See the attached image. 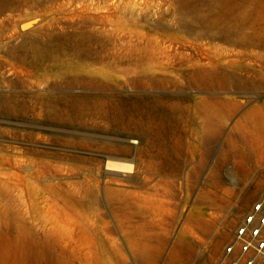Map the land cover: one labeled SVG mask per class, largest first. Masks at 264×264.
<instances>
[{
	"label": "bare ground",
	"instance_id": "bare-ground-1",
	"mask_svg": "<svg viewBox=\"0 0 264 264\" xmlns=\"http://www.w3.org/2000/svg\"><path fill=\"white\" fill-rule=\"evenodd\" d=\"M35 4L42 8L26 11L18 26L22 13L13 11ZM34 12L44 18L37 26L27 16ZM259 88L264 0H0V115L27 122L0 127V135L17 139H0V264H73L69 257L84 252L93 263L104 248L121 264L124 247L107 222L108 239H98L89 222L76 236L73 226L91 221L84 209L106 221L108 206L123 225L135 224L125 208L138 191L111 183L134 170V149L150 175L163 157L172 171L170 150L197 130L198 119L207 144L238 116L232 132L249 127L263 152L264 105L240 113L246 92ZM41 122L122 136L44 133ZM42 139L99 153L35 143ZM134 251L150 262L156 254Z\"/></svg>",
	"mask_w": 264,
	"mask_h": 264
},
{
	"label": "rangeland",
	"instance_id": "rangeland-1",
	"mask_svg": "<svg viewBox=\"0 0 264 264\" xmlns=\"http://www.w3.org/2000/svg\"><path fill=\"white\" fill-rule=\"evenodd\" d=\"M46 4L49 3L46 2ZM41 8L42 6L37 4L23 5L20 10L13 11L22 13L17 22L18 26L26 17V11H38ZM27 16L36 19V26L44 19L35 12ZM165 91L167 93L181 91L194 95L203 92L202 89ZM121 92L131 94L135 91L123 89ZM148 92L154 93V91ZM244 98L246 101L242 103L240 113L254 106H263L264 90L251 89L246 92ZM198 120L197 130L183 135L184 144L182 142L180 146L170 150L174 156L172 171L167 167L168 159L163 157L158 164L157 173L150 175L147 168L145 169L146 163L137 157L138 151L134 149L131 156L136 157L134 170L132 172L123 171L121 183H111L114 188L138 191L137 194H129V201L125 208L127 219L134 220L135 224L130 227L123 225L121 218L108 206L110 217L106 221L100 212L86 207L84 212L91 217V221L81 219L78 224H75L73 227L76 236L80 237L85 233L83 228L89 222L88 225L94 228L98 239L105 237L108 239L110 232H107V222L110 227L117 230L124 247L125 254L120 257L121 264H212L232 237L237 222L264 188V157L258 154L264 155V151L261 150L263 142H258L257 138L255 140L252 137L248 130L249 127L242 135L232 132L238 116L224 120L225 131L217 134L214 139H210L207 144L202 141L201 135L204 136L205 133L202 130V122ZM25 123L27 122L0 115V127L11 125L25 127L27 126ZM38 124V130L44 133L50 131L73 135L90 133L97 137L109 135L116 139L122 136L71 126L42 122ZM0 139L17 141L10 135H0ZM20 141L26 142L27 140L20 139ZM35 143L52 148H68L82 153H99L98 150L90 147H71V145L53 143L43 139ZM238 144L249 147H246L247 150H242ZM256 145L258 149L255 151ZM251 151L255 153V159L248 154ZM106 173L107 169L104 168L103 176ZM129 175H132V178ZM104 181L101 182V188L103 199L106 202ZM137 183L140 185L133 186ZM40 225L45 229L56 226L51 222H42ZM143 233L147 235L145 241L140 240L138 245L132 244L131 238ZM150 236H155V238L151 239ZM136 246L139 250L152 248L156 253L154 259L150 262L148 256L137 254L134 251ZM116 258L117 255L115 256L112 251L104 248L94 252L93 263L88 259L87 252L79 258L71 256L69 260L73 264H119Z\"/></svg>",
	"mask_w": 264,
	"mask_h": 264
},
{
	"label": "built area",
	"instance_id": "built-area-1",
	"mask_svg": "<svg viewBox=\"0 0 264 264\" xmlns=\"http://www.w3.org/2000/svg\"><path fill=\"white\" fill-rule=\"evenodd\" d=\"M212 264H264V188L237 222Z\"/></svg>",
	"mask_w": 264,
	"mask_h": 264
},
{
	"label": "crops",
	"instance_id": "crops-1",
	"mask_svg": "<svg viewBox=\"0 0 264 264\" xmlns=\"http://www.w3.org/2000/svg\"><path fill=\"white\" fill-rule=\"evenodd\" d=\"M201 137H202V141H204V138H205V137L202 136V135H201ZM255 140H256V139H255ZM179 149H181V148H179ZM182 149H183V147H182ZM246 152H247V151H246ZM248 154H251V155H252V158L255 159V153H254V152L251 151V152H249Z\"/></svg>",
	"mask_w": 264,
	"mask_h": 264
}]
</instances>
